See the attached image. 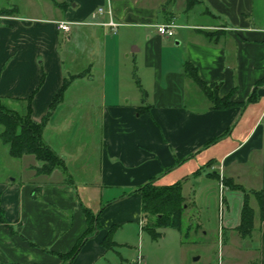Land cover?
Wrapping results in <instances>:
<instances>
[{"label":"crops","instance_id":"1","mask_svg":"<svg viewBox=\"0 0 264 264\" xmlns=\"http://www.w3.org/2000/svg\"><path fill=\"white\" fill-rule=\"evenodd\" d=\"M109 6L119 24L115 33L101 25L109 21L106 12L93 17ZM58 21L69 22L70 31L59 30ZM169 23L174 35H159L156 25ZM124 54L134 55L132 66L121 62ZM79 55L82 70L71 73ZM186 63L207 90L186 75ZM81 73L44 130L67 172L36 175L32 167L42 163L26 155L20 159L33 158L21 175L0 180L8 223L0 224V264H152L142 246L137 256L128 253L125 227H145L139 188L154 178L158 186L181 182L182 193L187 187L185 212L195 210L196 234H207L200 213L212 194L223 222L219 264H264V219L252 194L264 191V0H198L189 10L186 0H0V97L33 96L32 118L40 122L64 80ZM134 74L145 101L138 86L133 92L127 84ZM76 83L81 91L71 93ZM211 94L235 105L216 109ZM93 132L99 138L94 175L83 160L93 156L86 151ZM87 177L96 181L79 183ZM234 185L250 195L254 212L245 237L238 231L245 192ZM84 207L99 215L100 229L65 262L59 255L88 230ZM114 226L115 244L106 249L102 241ZM179 264L190 261L186 256Z\"/></svg>","mask_w":264,"mask_h":264},{"label":"trees","instance_id":"2","mask_svg":"<svg viewBox=\"0 0 264 264\" xmlns=\"http://www.w3.org/2000/svg\"><path fill=\"white\" fill-rule=\"evenodd\" d=\"M187 9L193 8L198 0H186ZM3 15H7L9 10H2ZM203 34L212 38L213 33L203 32ZM186 75L191 78L197 85L203 90H207L208 85L203 83L197 74V68L190 64H185ZM85 73L79 75H72L68 79L64 80V83L53 98L47 114L44 116L42 121L37 122L32 118V99L33 96L27 99H13L0 97V126L2 131L0 138L3 143L9 147V154L12 158L20 159L23 156H33L38 162L42 163L41 166L32 167L36 175H50L56 168H61L64 172H67L66 164L64 159L53 150L44 140V130L50 119L51 115L55 111L56 107L63 99L65 90L69 87L70 83L78 77L83 76ZM138 88L143 94V100L146 98V91L141 88L138 78L134 74ZM255 94V92H254ZM254 94L250 97L252 99ZM212 97V94H211ZM12 100L20 102L23 105L21 110L10 109L5 101ZM214 107L216 109H227L235 105L229 98L219 99L212 97ZM141 112V108L138 109ZM217 139L212 140L211 143ZM156 178L151 179L149 182L139 188L142 198V211L147 220L146 228L153 238L159 237L161 234L159 229H176L181 231L183 228V213L185 210V198L182 195V183L177 182L169 186H158L155 184ZM235 190L245 192V201L242 209L241 224L238 227V231L245 237L251 234L253 229V209L249 205L250 195L246 193L244 188L241 186H232ZM256 198L261 218L264 219V191L252 192ZM34 197L37 194L33 193ZM86 215L88 230L80 238L78 243L74 246L71 252L68 254L59 255L65 262L73 259L80 248L82 247L84 240L89 234L94 233L100 229L99 215L93 214V212L84 207ZM0 224L8 225L4 210L1 206V195H0ZM116 226L111 228L107 235L104 237L102 244L106 249L114 246L112 239L113 233Z\"/></svg>","mask_w":264,"mask_h":264},{"label":"rangeland","instance_id":"3","mask_svg":"<svg viewBox=\"0 0 264 264\" xmlns=\"http://www.w3.org/2000/svg\"><path fill=\"white\" fill-rule=\"evenodd\" d=\"M197 5V4H196ZM70 49L73 52L75 47L73 44L70 45ZM131 51V48H130ZM80 54V53H79ZM120 60L122 63L129 65H133L135 62V57L133 54L130 56L120 55ZM82 59V60H81ZM83 58L79 55L78 62H75L72 66H70L71 73H77L82 70ZM137 65L140 66V59L138 57ZM138 68H136L137 70ZM138 76V71H136ZM139 77V76H138ZM127 84L131 88L133 92H140L137 88L136 82L134 78L131 76L127 80ZM81 83H76L71 87L70 92H79L81 91ZM141 95V93H140ZM202 102H207V100L203 97V94L199 93ZM7 106L10 109L21 110L23 105L17 101L7 100L5 101ZM81 118H87L85 121L88 124L89 116H77ZM91 121V119H89ZM2 131V127L0 126V133ZM82 139V137H81ZM98 137L96 136V132H93L92 136L89 139V146L87 148V152L93 153V156L85 153L83 160H87V166L92 171V175L95 174V167H97V154L96 152H92L94 150V146H98ZM1 147H0V180L17 177L21 175V170H23V166L26 165L30 160L27 159H15L9 155V147L7 144L3 143L1 138ZM8 151H7V150ZM82 162H80L76 168L81 167ZM26 174H23L24 176ZM88 178V177H87ZM207 180V179H206ZM82 181V182H81ZM94 182L96 181L94 178H88L85 180H80L79 183L84 182ZM187 189V187H186ZM186 189L183 191L182 195L186 196ZM216 199L218 198V190L216 189ZM210 199V203L205 205L203 211H201L200 215H203L202 218L204 220L203 227L204 231L207 232L206 235H200V233L196 234L198 228L195 224L196 218L193 216L195 210L190 208L187 212L183 213V228L181 231L171 228H166L161 230V234L158 237V240L154 239L149 231L145 227L139 230L138 227H133V225L126 226L125 228L131 232V244L132 249L128 251L129 254L137 256V249L139 246H142L141 254L148 255L152 259V264H179L181 260H183L186 256L191 263L195 257L201 256L202 258L195 262V264H219V261H222V255L224 253L223 246V222H221L218 218V213L213 211V207L211 205L213 196L211 194L208 195ZM205 218V219H204ZM193 223V224H192ZM190 224L193 226L190 228ZM122 229H120L119 233L121 234ZM120 262V259H118ZM143 264V263H142ZM151 264V263H150ZM222 264V262H221Z\"/></svg>","mask_w":264,"mask_h":264},{"label":"built area","instance_id":"4","mask_svg":"<svg viewBox=\"0 0 264 264\" xmlns=\"http://www.w3.org/2000/svg\"><path fill=\"white\" fill-rule=\"evenodd\" d=\"M105 12L109 16V21L107 23H102L101 25L106 26V27H110L111 30L115 33L117 28L119 27V24L113 19V11H112L111 6H109L107 8V10H105L104 7L97 8L95 13L93 14V17H95L99 14H104ZM56 24H57V27L59 30H61L63 32H69L70 31V23L69 22L58 21V22H56ZM175 28H176V26L173 23L156 25L157 33L159 35L165 36V37H172L174 35V29ZM220 208H221V210L223 208L222 199L220 202Z\"/></svg>","mask_w":264,"mask_h":264}]
</instances>
